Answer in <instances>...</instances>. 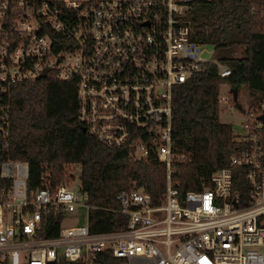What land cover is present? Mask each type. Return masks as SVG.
I'll return each mask as SVG.
<instances>
[{"label":"built area","instance_id":"1","mask_svg":"<svg viewBox=\"0 0 264 264\" xmlns=\"http://www.w3.org/2000/svg\"><path fill=\"white\" fill-rule=\"evenodd\" d=\"M191 1L0 0V264H264V102L246 111L235 133L241 148L212 173L211 187L180 195L171 181L174 160L185 159L172 148L174 88L208 63L221 78L231 73L193 36ZM49 76L74 80L76 119L93 138L107 147L133 140L138 159L155 153L166 169L160 204L141 189L119 191L124 226L90 232L80 184L52 185L42 172L41 186L28 190V162L10 148L18 119L31 127L19 117L22 92L32 93L31 116L42 114L40 83ZM234 167L246 169L244 195ZM50 212L62 219L43 237ZM69 213L82 221L63 226Z\"/></svg>","mask_w":264,"mask_h":264},{"label":"trees","instance_id":"2","mask_svg":"<svg viewBox=\"0 0 264 264\" xmlns=\"http://www.w3.org/2000/svg\"><path fill=\"white\" fill-rule=\"evenodd\" d=\"M264 0H192L189 13L192 34L213 46L214 52L241 47L239 56L228 53L217 60L228 65L230 75L221 78L215 64L176 86L172 103V148L183 160H174L171 176L180 195L211 187L214 171L229 167L230 156L241 148L231 123L219 119V90L227 84L248 90L251 106L264 102ZM41 88L45 98L37 103L43 113L34 112L30 98L22 116H29L30 128H20L18 119L11 157L28 162L27 186L33 192L41 186L40 174L52 185L59 183L66 164L78 165L80 189L86 194L87 225L90 232L115 231L124 226L125 217L117 213L116 194L122 190L141 189L154 205L160 204L166 191V169L155 153L145 159L134 158L129 151L133 140L118 147H107L89 135L76 119L74 80L58 81L50 76ZM32 96V95H31ZM234 100V99H233ZM234 100L235 106H241ZM23 105L20 106L22 110ZM246 169L233 168L234 187L245 194ZM43 237L55 235L62 215L48 213ZM110 262H120L108 257ZM48 264H71L58 259Z\"/></svg>","mask_w":264,"mask_h":264},{"label":"rangeland","instance_id":"3","mask_svg":"<svg viewBox=\"0 0 264 264\" xmlns=\"http://www.w3.org/2000/svg\"><path fill=\"white\" fill-rule=\"evenodd\" d=\"M264 29V28H263ZM207 50H211L213 52V46L210 44H205ZM242 52L241 47H236L233 50L226 52H216L215 60L217 61L218 56H223L228 53L229 56H239ZM219 94L221 95H230L232 96V100L226 104L224 102L219 103V119L221 122L231 123L234 129V133L236 131H241V125L243 121L246 119V111L251 106V98L248 95V90L245 87H241L239 93L237 94L236 102L241 106V109L235 106V102L233 100V95L230 91V87L227 84H223L220 86ZM20 115V111H19ZM21 116V115H20ZM78 173V165L76 164H66L63 167L62 176L59 182L67 183L68 185L78 186L79 181L77 178ZM76 217L73 214H66L64 219L62 220L63 226L72 225L75 223H80L82 221L81 218L75 222Z\"/></svg>","mask_w":264,"mask_h":264},{"label":"water","instance_id":"4","mask_svg":"<svg viewBox=\"0 0 264 264\" xmlns=\"http://www.w3.org/2000/svg\"><path fill=\"white\" fill-rule=\"evenodd\" d=\"M43 75H41V77H42ZM231 91V93H232V95H233V99L234 100H236V98H237V90L236 89H231L230 90ZM22 94L24 95V96H28L27 98H30L31 97V95H32V93H26V95H25V93L24 92H22ZM259 119L262 121V123L264 124V112H263V114H261L260 116H259ZM133 151V148H131V152Z\"/></svg>","mask_w":264,"mask_h":264}]
</instances>
